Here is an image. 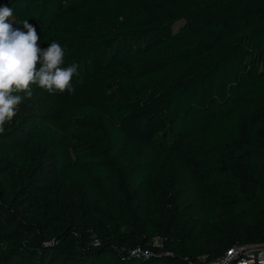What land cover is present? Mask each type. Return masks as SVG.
<instances>
[{"label":"trees","instance_id":"obj_1","mask_svg":"<svg viewBox=\"0 0 264 264\" xmlns=\"http://www.w3.org/2000/svg\"><path fill=\"white\" fill-rule=\"evenodd\" d=\"M0 5L78 65L71 94L32 85L52 118L0 134V264H191L264 244V0ZM40 151L80 195L54 192Z\"/></svg>","mask_w":264,"mask_h":264},{"label":"clouds","instance_id":"obj_2","mask_svg":"<svg viewBox=\"0 0 264 264\" xmlns=\"http://www.w3.org/2000/svg\"><path fill=\"white\" fill-rule=\"evenodd\" d=\"M13 22L23 30L14 28ZM38 41L36 29L27 19L14 20L13 9L0 5V134L24 99L18 93L31 97L32 85L50 94L75 91L72 79L78 75V65L64 66L65 49L57 41L43 49Z\"/></svg>","mask_w":264,"mask_h":264},{"label":"rangeland","instance_id":"obj_3","mask_svg":"<svg viewBox=\"0 0 264 264\" xmlns=\"http://www.w3.org/2000/svg\"><path fill=\"white\" fill-rule=\"evenodd\" d=\"M32 92L33 95L31 97H27L25 93H18L23 96L24 99L20 103L17 108L16 116L11 120L12 123H16L17 125L21 124L23 121H31L33 117H48L52 118L54 114V110L52 105L55 103V100L43 95L39 91L35 90L33 86ZM158 140V144L162 149H167L169 146L170 138L167 136V133L161 132L155 137ZM157 144V145H158ZM36 158L41 157L45 161H48L49 165V173L46 176V180L55 193L62 196L63 200H71L76 196L80 195L78 190L65 189L61 186L57 175L55 173V168L53 166V161L51 160V155L47 152H38L35 156Z\"/></svg>","mask_w":264,"mask_h":264},{"label":"built area","instance_id":"obj_4","mask_svg":"<svg viewBox=\"0 0 264 264\" xmlns=\"http://www.w3.org/2000/svg\"><path fill=\"white\" fill-rule=\"evenodd\" d=\"M132 253L143 254L139 248ZM262 262H264V244L235 247L217 261L210 262L203 257L191 264H262Z\"/></svg>","mask_w":264,"mask_h":264}]
</instances>
